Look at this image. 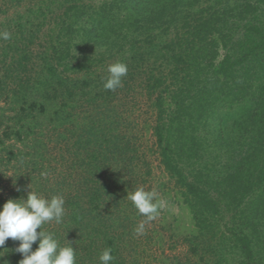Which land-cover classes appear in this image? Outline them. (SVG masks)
<instances>
[{
    "label": "trees",
    "instance_id": "1",
    "mask_svg": "<svg viewBox=\"0 0 264 264\" xmlns=\"http://www.w3.org/2000/svg\"><path fill=\"white\" fill-rule=\"evenodd\" d=\"M89 16L87 26L62 23L60 33L68 39L53 46L56 66L68 64L75 35L86 45L108 37L107 48H113L124 22L142 28L148 47L161 38L169 56L164 52L147 72L146 87L161 88L153 102L155 118L144 122L151 146H143L139 134L110 136L105 121L92 133L95 148L85 149L90 139L77 138L76 151L67 150L75 163L56 178L54 195L63 187L74 194L65 200L63 229L52 233L62 245L71 242L76 264L100 263L94 258L99 234L108 245L131 241L140 215L126 195L135 188L132 178L146 182L151 172L146 147L154 149L191 210L197 234L186 240L200 264H264V0H110ZM54 64L47 71L57 77ZM55 116L67 129L69 113L58 109ZM100 210L106 216L98 219ZM107 220L128 234L104 229ZM70 234L73 241L64 242ZM123 259L112 264H126Z\"/></svg>",
    "mask_w": 264,
    "mask_h": 264
},
{
    "label": "rangeland",
    "instance_id": "2",
    "mask_svg": "<svg viewBox=\"0 0 264 264\" xmlns=\"http://www.w3.org/2000/svg\"><path fill=\"white\" fill-rule=\"evenodd\" d=\"M109 1L0 0V31L11 33V39H0V207L9 198H26L30 189L45 197L57 193L56 178L70 162L75 163L67 150H75L77 138L85 143L90 139L85 149L95 148L92 133L96 134L104 121L108 126L105 128L107 134H139L143 146H151V129L144 122L149 124L155 118L153 102L161 88L153 92L146 87L147 72L149 67L160 63L164 52L169 56L162 49L161 38L154 40L156 45L148 47L144 44L145 34H140L142 28L135 30L124 22L125 26L116 32L119 39L113 48H107L108 37L103 43L92 40L86 45L75 35L70 39L68 64L61 62L56 66L51 59L53 46L57 48L68 39L60 33L62 23L69 24L73 20L77 21V26L90 25L89 15L94 17L97 7ZM120 16L123 17V13ZM138 20L140 24L141 18ZM173 33L171 31L169 36ZM109 36L116 38L112 34ZM223 53L224 50H220L216 62ZM117 60L127 64V75L122 78L121 87L115 91L106 90L103 81L107 77V66ZM49 62L54 64L60 79L50 76ZM164 97L167 101L166 93ZM58 109L69 113L67 129L57 125V116L63 114L59 111L55 116ZM145 149L149 151L147 159L152 163L151 172L146 182L139 183V179L132 178L130 185L157 190L167 201V207L156 219L144 224L142 233L138 228L146 218L137 213L140 216L138 224L131 229V241L115 239L108 245L104 242L108 240H103L104 235L99 234L94 258L99 260L102 250L111 247L115 259L124 258L126 264L133 260L134 264H200L197 257L190 254L186 240L197 234L191 210L183 202L173 180L158 164L154 149ZM70 189L74 188L63 187L59 191L64 200L74 194ZM64 207L66 210V203ZM96 212H99L98 219L106 216L103 210ZM107 225L111 233L112 230L114 233L121 231L124 237L128 234L120 228L112 229L114 225H110L109 220L102 226L106 229ZM43 228L45 231L51 229L48 232L63 229L55 221L44 224ZM68 241H73L71 234L65 237L64 242ZM18 244L19 241L9 238L3 246L8 248L0 252L4 254L0 260L19 264L23 257L15 251ZM37 246L38 242L34 243L33 250Z\"/></svg>",
    "mask_w": 264,
    "mask_h": 264
},
{
    "label": "clouds",
    "instance_id": "3",
    "mask_svg": "<svg viewBox=\"0 0 264 264\" xmlns=\"http://www.w3.org/2000/svg\"><path fill=\"white\" fill-rule=\"evenodd\" d=\"M0 39H11V33L7 30L0 31ZM127 72V64L123 61L108 64L107 77L103 81L104 89L115 91L121 87L122 78ZM126 197L139 214L146 218L139 225V233L144 231L145 223L156 219L160 211L167 207V201L160 197L157 190H146L143 186L127 191ZM64 205L62 195L45 197L32 189L26 198H9L0 207V252L7 249L3 246L11 238L19 241L15 248L23 257L19 264H76V251L71 242L62 245L54 233L43 230V225L48 222H62ZM37 242L38 246L33 250V244ZM3 256L4 254L0 255ZM114 260L111 248H105L99 254L100 264H112ZM0 264H5V261L0 260Z\"/></svg>",
    "mask_w": 264,
    "mask_h": 264
}]
</instances>
